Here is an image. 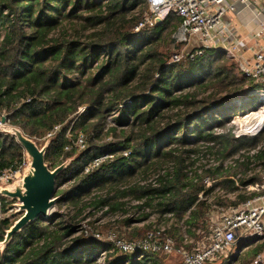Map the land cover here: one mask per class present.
Segmentation results:
<instances>
[{
    "label": "trees",
    "instance_id": "1",
    "mask_svg": "<svg viewBox=\"0 0 264 264\" xmlns=\"http://www.w3.org/2000/svg\"><path fill=\"white\" fill-rule=\"evenodd\" d=\"M148 15L145 0H0V120L6 116L30 138L56 131L46 155L52 170L78 156L57 180L59 206L75 208L94 196L90 205L121 212L119 223L133 230L129 236L142 239L153 226L131 227V203L140 200L137 210H150L140 221L172 214L195 236L194 229L207 233L204 218L212 205H240L259 196L245 188L264 179V128L236 137L224 118L238 97L261 84L225 50L171 63L169 47L183 21L171 14L150 26ZM241 113L230 117L234 125L245 119ZM111 116L115 124L108 128ZM80 136L83 150L76 145ZM195 154L213 156L217 165L196 167ZM102 155L108 156L89 168ZM23 160L17 140L0 134V171ZM157 176V186L140 184ZM65 179L71 186L61 189ZM97 190L107 193L95 196ZM11 203L0 196V242L13 225ZM80 223L69 212L38 219L0 250V264H160L166 255L122 252L86 237ZM244 248L221 264H251L264 242Z\"/></svg>",
    "mask_w": 264,
    "mask_h": 264
},
{
    "label": "built area",
    "instance_id": "2",
    "mask_svg": "<svg viewBox=\"0 0 264 264\" xmlns=\"http://www.w3.org/2000/svg\"><path fill=\"white\" fill-rule=\"evenodd\" d=\"M150 7L152 15L146 19L145 24L155 25V18L160 17L165 20L169 15L173 14L182 19V25L174 33V41L178 44L195 45L196 47L189 52L183 50L176 53L171 58V63H179L186 59L195 61L198 58L204 57L206 51L216 46L218 36L223 32L228 31L225 26L226 14L235 10V4L228 7L225 6L226 0H145ZM245 4H256V13L258 16H264V0H237ZM144 24H141L136 30L139 31ZM216 49V48H215ZM228 57H233L237 63L242 65L246 76L255 79L257 83L261 84V88L249 92V96H257L262 108L256 112L250 111L251 114L264 113V52H257L253 63L248 66L243 63L237 56L235 48L227 50ZM264 119V114L262 115ZM1 125V123H0ZM264 128L263 125L257 127L252 135H256ZM56 131H54L55 133ZM53 132L48 134L51 137ZM238 137L239 135H235ZM77 147L80 150L85 149V140L80 136ZM108 155H102L95 158L89 168L98 167ZM192 159L197 160V165L202 164L205 167H214L217 165L216 158L213 156L192 155ZM25 165V158L23 163L17 167H10L0 171V183L11 184L15 179L20 178L21 171ZM201 172V170H199ZM164 173V172H163ZM158 176L142 181L141 185L154 184L158 185ZM207 186H211L213 181L210 178L206 179ZM248 192H260L264 190V179L260 184L249 185L245 188ZM225 197L235 200V195L226 194ZM203 198V194L200 195ZM263 196H257L240 205H230L228 207L218 208L212 205V213L209 215L207 223V233L202 229H194L195 236L188 233V227L184 222H180L183 229V246L174 248V240L172 238L163 239L162 235H166L165 229H156L149 231L145 238L135 241H124L121 239L113 240V244L118 250L127 253H145L147 251L164 252L166 254L177 253L181 256L179 264H210L217 262L219 259L228 258L233 251H236V246L239 253L240 249L246 242L259 243L264 242V201ZM131 205L133 210L131 216L134 221L132 226H141L149 223H155V218L158 215H150L147 220L140 221L139 218L143 214L150 212L148 208L145 210H137L139 206L143 205V201L132 200ZM107 209V208H106ZM217 210L218 216L215 211ZM215 213V214H214ZM190 212H188V216ZM159 218V217H158ZM164 219H171L177 221L172 214H168ZM178 224V223H177ZM175 223V226H178ZM179 225V226H180ZM250 233L254 236L252 241H249ZM85 234L88 235L86 232ZM96 240L100 239V234H93ZM111 237V236H110ZM198 237H200L198 239ZM202 238V239H201ZM187 247V248H186ZM250 247H245L244 250ZM102 259V260H101ZM103 262V258H100ZM251 264H264V251L258 255Z\"/></svg>",
    "mask_w": 264,
    "mask_h": 264
},
{
    "label": "rangeland",
    "instance_id": "3",
    "mask_svg": "<svg viewBox=\"0 0 264 264\" xmlns=\"http://www.w3.org/2000/svg\"><path fill=\"white\" fill-rule=\"evenodd\" d=\"M148 16L150 17V15H148ZM67 26H69V25H67ZM150 26H152V24H150ZM75 28L76 29L79 28L78 25ZM72 31L74 32L73 28H72ZM195 47H196L195 45L186 46L185 44H178V42H173V44L169 48H170L171 57H172L174 54L180 53L183 50H186V52L192 51ZM262 107L263 106L261 103H259V99L257 96H254V97H252V99H249V98L245 97L244 95H242L235 100V104H233L232 107L228 108L227 113H225L227 116H226V118H224V122L229 128L233 129L232 130L233 135H239L240 136L241 133L242 134L247 133L248 136H252V131H254L258 126H260V124L263 123L262 122V119H263L262 115L264 113H260L259 115H257L256 113L251 114L250 111L256 112V111L260 110ZM240 112H243V113H241V115H243L245 117V119L243 121L242 120L236 121L235 125H234V122H232L233 120L232 121L230 120L231 119L230 117H233L236 114H240ZM116 115H117V113L113 114L112 116H116ZM112 116L108 117V119H107V123H108L107 127L108 128L115 124V122H113ZM254 118L257 120V124H253ZM56 133L57 132H55V133L53 132L51 137L42 138V139H36V138H33V139H35L37 141L38 145L40 147H42L46 143V141L49 138H53L54 134H56ZM55 137H56V135L54 136V138ZM113 140H114L113 137H108V139H106L105 141H113ZM17 179H15V180H17ZM70 186H71V183L69 181H67V179H65L64 181H62L61 189H67ZM101 191L100 190L95 191V193H96L95 196H104L107 193V190H104L103 192H101ZM56 196H58V194H56ZM91 198H94V196L85 197L83 199L82 203H80L77 207L75 206V208L73 205H71L73 207H71L70 209L68 206H66V204L68 202H65L64 204H61L59 206L58 204L60 201H58L52 210L53 215H52V217H50L49 220H52L54 218V216H56L58 214H63V213L69 212L73 216L78 214V221L81 222L80 224H81L82 230L85 233L86 232L88 233V235L84 233V235L86 237L94 238V236H93L94 233L101 235L100 236L101 240H97L98 242H105V243L111 244V243H113V240H115V239H121V240H124L126 242L140 240L139 237L136 238V237L132 236L134 238H131L128 233L132 232L133 230L131 231L129 228L124 227L122 223H119V221L121 222V219H122L121 218V215H122L121 212H119L117 214H112L108 211V213H106L107 212L106 210H108L107 207H105L107 209H103V208H96L93 203H92V205H90ZM210 199H211L210 202H212L213 199L212 198H210ZM11 202H12L11 205L8 207L7 215L10 217L11 221L15 222L22 216L23 213L18 212V207L14 206V203L15 202L18 203V201H15V202L11 201ZM86 203H88V205L85 206L84 204H86ZM212 208L209 209L207 216L204 218L206 224L208 223L209 215L213 211ZM218 208H221V207H218ZM215 213H216V215L218 214L217 210L215 211ZM155 219L156 220H155L154 224L149 223V224H145V225H141V226H131V227L138 228V229H140V231H143V230L145 231V226L152 224V226L154 228V225H155L156 229H165L166 232L167 231L170 232L169 235L171 237L169 235H165V236L162 235V238L166 239V238H168V236H169V238H172L174 240V248H179L180 246H183V242H184V240H183V229H182V226L180 225V222L175 221V220H171V219H169V220L160 219V218H158V216ZM114 221H116V222H114ZM111 222H114V223L111 224ZM175 223L176 224L178 223L180 226L178 224H177L178 226H175ZM253 239H254V236L250 233L248 240L252 241ZM238 246H236V248H235L236 251H233V253H232V256L236 257V258L238 255H240V253L242 252L241 250L243 248L242 247L239 250L240 252L237 253V251H238L237 247ZM138 260H140V262L143 263L142 257L139 256ZM180 261H181V256L179 254L171 253V254L162 255L160 264H179ZM221 263H222V258L219 259L217 262L215 261L213 264H221ZM210 264H212V263H210Z\"/></svg>",
    "mask_w": 264,
    "mask_h": 264
},
{
    "label": "water",
    "instance_id": "4",
    "mask_svg": "<svg viewBox=\"0 0 264 264\" xmlns=\"http://www.w3.org/2000/svg\"><path fill=\"white\" fill-rule=\"evenodd\" d=\"M162 22L160 17L155 18L156 26ZM0 123V134L14 137L22 147L25 158L20 178L12 184L0 183V196L10 201H18L14 203V206L18 207V212L23 213L17 221L13 222V225L6 231L4 240L0 242V250L4 252L16 234L21 233L38 219L45 221L52 217L53 208L62 198L61 195L56 196L57 180L78 156L66 159L63 164L52 170L46 162V155L54 137L49 138L40 147L35 139L25 135L20 128L9 125L6 116H2ZM240 136L248 135L241 133Z\"/></svg>",
    "mask_w": 264,
    "mask_h": 264
},
{
    "label": "crops",
    "instance_id": "5",
    "mask_svg": "<svg viewBox=\"0 0 264 264\" xmlns=\"http://www.w3.org/2000/svg\"><path fill=\"white\" fill-rule=\"evenodd\" d=\"M235 4V10L225 17L228 31L218 36L216 46L218 50L235 48L237 56L248 66L253 63L257 52H264V16L256 13V4H245L237 0H226L225 6ZM259 193L264 198V190ZM264 201L261 200L260 203ZM261 243V242H259ZM258 243L246 242L243 247H252Z\"/></svg>",
    "mask_w": 264,
    "mask_h": 264
},
{
    "label": "bare ground",
    "instance_id": "6",
    "mask_svg": "<svg viewBox=\"0 0 264 264\" xmlns=\"http://www.w3.org/2000/svg\"><path fill=\"white\" fill-rule=\"evenodd\" d=\"M262 122L264 123V119H262ZM263 123H262V124H263ZM262 124H260V125H262ZM258 127H259V126H258ZM256 129H257V128H256ZM256 129H255V130H256Z\"/></svg>",
    "mask_w": 264,
    "mask_h": 264
}]
</instances>
